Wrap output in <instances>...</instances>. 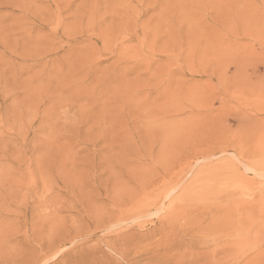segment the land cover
Returning <instances> with one entry per match:
<instances>
[{"label":"rangeland","instance_id":"rangeland-1","mask_svg":"<svg viewBox=\"0 0 264 264\" xmlns=\"http://www.w3.org/2000/svg\"><path fill=\"white\" fill-rule=\"evenodd\" d=\"M38 257L264 264V0H0V264Z\"/></svg>","mask_w":264,"mask_h":264},{"label":"bare ground","instance_id":"bare-ground-1","mask_svg":"<svg viewBox=\"0 0 264 264\" xmlns=\"http://www.w3.org/2000/svg\"><path fill=\"white\" fill-rule=\"evenodd\" d=\"M130 222V221H129ZM123 223V222H122ZM116 224H117V221H116ZM129 224V223H128ZM122 225V224H121ZM130 225V224H129ZM117 226V225H116ZM115 225H114V227H116ZM119 228V227H118ZM119 230V229H118ZM121 231V230H120ZM103 235V234H102ZM91 236V235H90ZM109 236V235H108ZM53 240V239H52ZM50 241V240H49ZM196 244V243H195ZM62 246V245H61ZM49 250V249H48ZM59 250V249H58ZM50 255V254H49ZM43 257V256H42ZM40 257H38L37 259H35V260H30V262H28L27 264H49V262L52 260H54V258L55 257H53V259H51L50 260V257L48 258V259H46V260H43L42 258H40ZM28 260V259H27ZM9 262V261H8ZM11 262V261H10ZM21 262V261H20ZM22 262H24V261H22ZM13 263V262H12ZM25 263H26V261H25ZM11 264V263H10ZM24 264V263H23Z\"/></svg>","mask_w":264,"mask_h":264}]
</instances>
